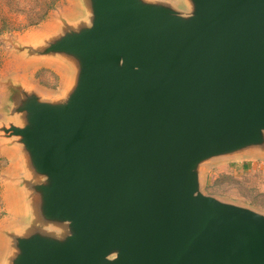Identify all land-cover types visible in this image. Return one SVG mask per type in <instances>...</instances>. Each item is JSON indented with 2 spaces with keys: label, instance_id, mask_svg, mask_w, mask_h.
<instances>
[{
  "label": "water",
  "instance_id": "95a60500",
  "mask_svg": "<svg viewBox=\"0 0 264 264\" xmlns=\"http://www.w3.org/2000/svg\"><path fill=\"white\" fill-rule=\"evenodd\" d=\"M24 48L58 94L13 84L19 222L0 264H264V214L201 193L264 158V0H79Z\"/></svg>",
  "mask_w": 264,
  "mask_h": 264
},
{
  "label": "rangeland",
  "instance_id": "374dc122",
  "mask_svg": "<svg viewBox=\"0 0 264 264\" xmlns=\"http://www.w3.org/2000/svg\"><path fill=\"white\" fill-rule=\"evenodd\" d=\"M80 3L79 0H0V125L8 124L11 118L13 84L39 86L51 94L63 90L65 70L46 59L30 57L24 48L42 42L59 20L80 13ZM4 160L0 157V251L2 232L19 222L16 204L9 202L7 196L8 161ZM201 182L202 194L264 214V158L255 155L212 161L204 167Z\"/></svg>",
  "mask_w": 264,
  "mask_h": 264
},
{
  "label": "crops",
  "instance_id": "0c3cea01",
  "mask_svg": "<svg viewBox=\"0 0 264 264\" xmlns=\"http://www.w3.org/2000/svg\"><path fill=\"white\" fill-rule=\"evenodd\" d=\"M0 157H3L6 161V163H8L7 166V175L9 174V176H6V185L8 188V200L9 202L14 201L17 199V189L15 186V180L20 176V162L18 161L16 152L14 150H12L11 148H6L3 146L2 141L0 140ZM0 256H1V251H0Z\"/></svg>",
  "mask_w": 264,
  "mask_h": 264
},
{
  "label": "trees",
  "instance_id": "16d2710c",
  "mask_svg": "<svg viewBox=\"0 0 264 264\" xmlns=\"http://www.w3.org/2000/svg\"><path fill=\"white\" fill-rule=\"evenodd\" d=\"M42 20V19H41Z\"/></svg>",
  "mask_w": 264,
  "mask_h": 264
}]
</instances>
